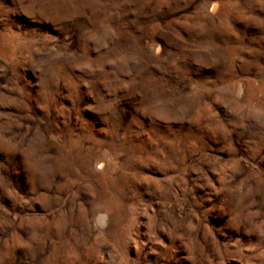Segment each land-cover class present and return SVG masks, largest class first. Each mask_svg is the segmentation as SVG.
<instances>
[{
    "label": "rangeland",
    "instance_id": "374dc122",
    "mask_svg": "<svg viewBox=\"0 0 264 264\" xmlns=\"http://www.w3.org/2000/svg\"><path fill=\"white\" fill-rule=\"evenodd\" d=\"M0 264H264V0H0Z\"/></svg>",
    "mask_w": 264,
    "mask_h": 264
},
{
    "label": "bare ground",
    "instance_id": "6f19581e",
    "mask_svg": "<svg viewBox=\"0 0 264 264\" xmlns=\"http://www.w3.org/2000/svg\"><path fill=\"white\" fill-rule=\"evenodd\" d=\"M221 8H222L221 5L214 3L213 5H211L210 12L213 13V15L214 14L219 15L222 12ZM237 85H238L236 86L237 92L236 91L235 92L239 99L247 98L251 96V94H253V90L250 84H247V83L245 84V83L240 82ZM109 167L110 166L108 165V163H106V161H101L99 163V169H101L104 172H108ZM96 213L98 215L95 220V226L96 228H99L100 230L103 229V230H107L108 232H113L116 230V226L122 220V214L120 213H113V214L111 213V215H108L104 213L102 210H99Z\"/></svg>",
    "mask_w": 264,
    "mask_h": 264
}]
</instances>
